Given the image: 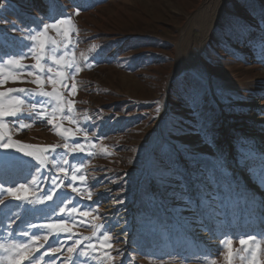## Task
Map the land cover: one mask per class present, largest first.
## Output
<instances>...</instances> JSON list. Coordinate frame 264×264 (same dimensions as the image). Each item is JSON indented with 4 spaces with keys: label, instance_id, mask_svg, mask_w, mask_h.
Instances as JSON below:
<instances>
[{
    "label": "rangeland",
    "instance_id": "obj_1",
    "mask_svg": "<svg viewBox=\"0 0 264 264\" xmlns=\"http://www.w3.org/2000/svg\"><path fill=\"white\" fill-rule=\"evenodd\" d=\"M63 17H70L77 29L73 51L82 65L74 77L77 94L64 95L75 100L77 119L92 117L83 126L95 145L91 155L67 158L73 165L83 163L86 184L76 186L90 189L93 198L65 186L42 204L10 201L20 206L8 213L0 209V244L26 240L18 234L21 230L37 231L27 229L28 222L43 225L61 215L67 219L59 209L74 205L87 206L99 217L83 224L85 218L76 217L74 232L81 238L92 236V225L101 224L114 238L112 261L101 252L73 256L74 264H225L228 239L233 264H248L250 250L239 244L248 235L261 245L257 259L264 264V204L247 185L264 189V0H0L4 75L13 67L5 62L32 46L22 39L29 30ZM208 27L202 42V30ZM48 36L62 39L54 29ZM93 45L99 47L91 51ZM22 63H34L31 54ZM22 79L26 82L7 80L0 91L36 88L31 77ZM17 95L25 100L21 120L31 126L17 131L21 120L7 118L12 138L26 144L63 143L46 120L29 115L32 104L38 112L42 101H51ZM201 125L210 136L193 130ZM233 158L251 164L247 178L233 174ZM50 171L51 165L43 173ZM33 175H39L35 168L26 167L21 179L15 165L0 160V182L9 181L5 186L29 183ZM50 187L44 180L36 194ZM12 212L20 219L9 229L6 216ZM7 255L0 250V258ZM57 255V264H65L66 249Z\"/></svg>",
    "mask_w": 264,
    "mask_h": 264
},
{
    "label": "snow or ice",
    "instance_id": "obj_2",
    "mask_svg": "<svg viewBox=\"0 0 264 264\" xmlns=\"http://www.w3.org/2000/svg\"><path fill=\"white\" fill-rule=\"evenodd\" d=\"M42 29L29 30L22 39L32 41V46L28 49V53L21 52L18 56L10 58L5 63L13 66L12 71L7 76L4 75L3 68H0V85L6 83L7 80L12 82H26L22 76L26 74L31 77V83L36 85L35 89L26 88H7L0 91V149L5 150L3 155H0V160L7 161L16 166L20 172V178L23 179V169L26 167L35 168V172L39 175H33L32 181L29 183H14V186H5L9 181L0 182V209L5 213L11 212L13 207L18 208L20 205H13L10 201H27L31 204L44 203L53 199L52 193L59 195L56 191L62 187H68L72 192L78 195L85 196L91 201L93 193L87 187L79 189L76 184H86L85 175L81 174L84 167L83 163L70 164L68 156H75L77 154L91 155L90 149L95 147L90 139V129L83 126L87 120L92 117H85V121L81 122L73 113L76 111L75 100L66 99L64 93L67 92L68 96L75 97L78 91V85L74 77L81 71L82 65L76 59L74 48L73 33L77 31L70 17H63L55 19L53 23H44ZM54 29L57 35L62 36L60 41L50 39L48 30ZM16 30L15 28L13 29ZM0 36V40H3ZM62 45V47H61ZM99 45H93L91 51H95ZM59 51V55H57ZM31 54L34 63L31 65L22 63ZM94 59V57H93ZM51 61V65L47 62ZM88 57L84 56V61L87 62ZM55 66V67H53ZM83 66H91L85 63ZM71 80V83H69ZM49 85L51 90H47L45 85ZM17 94H24L25 96H40L47 98L51 101L50 104L42 101L37 112V105L32 104L29 115L35 113L41 119L46 120L51 130L59 137L62 138L63 143L57 144H26L20 140L12 138V127L7 118L14 117L21 120L23 114L22 106L25 100ZM6 101V103H5ZM195 106L197 100L195 97L192 99ZM159 112V108H156ZM197 108L193 107V117L195 118ZM264 114V112H262ZM73 127H65V123ZM197 124L199 121H195ZM22 120L19 123L17 131H21L26 127H30ZM7 129V131H5ZM198 134L203 136H210V132L206 127L201 125L199 128H194ZM80 134H83L81 141ZM91 137H96V133L91 132ZM14 149L15 153H22L24 157H30V161H25L21 156L16 155L10 150ZM62 149V151H57ZM55 154V155H53ZM31 161H35L32 164ZM52 166L54 171H50L48 175H44L43 170ZM32 175L31 172L28 173ZM260 179L264 181V174H261ZM47 180L51 187L47 190H42L39 195L36 194V189L40 183ZM122 203V201H118ZM61 214H67L68 218L65 219L61 215L59 219L43 224L36 225L31 222L26 223L27 229H36L35 232L21 230L18 234L27 238L26 240L15 241L13 240L7 247L0 244V250L7 252L5 258H0V264H57L59 259L57 254H62L66 249L69 254L66 257L65 264H74L73 256L79 259L81 256H90L93 253H103V259L112 261L114 258L111 255L113 250V235L108 229H104V225H92L93 234L90 237L81 238L80 235L74 232L76 227V217L85 218L80 220V223H87L88 217L92 219H99L98 216L93 214V210L87 208H78L76 206L61 207L59 209ZM8 219V228L11 229L20 216L16 212H12L11 216H6ZM41 229H46L44 235H40ZM104 229L101 235L97 236V232ZM15 234V233H11ZM63 234V239L61 236ZM43 241V243H41ZM69 241H72L69 244ZM88 241V243H84ZM48 245L47 250L40 253L41 248ZM239 244L244 250H250L251 258L248 264H261L257 259V254L261 245L256 243V238L253 236H242L239 239ZM83 246V247H82ZM226 249L224 253L225 264H233L235 253L232 249V239H228L223 244ZM47 258V259H46ZM241 257V260H244Z\"/></svg>",
    "mask_w": 264,
    "mask_h": 264
},
{
    "label": "bare ground",
    "instance_id": "obj_3",
    "mask_svg": "<svg viewBox=\"0 0 264 264\" xmlns=\"http://www.w3.org/2000/svg\"><path fill=\"white\" fill-rule=\"evenodd\" d=\"M211 27H208V28H206V29H203L202 30V38H203V40H202V42H204L205 41V39L207 38V36H208V33H209V29H210ZM239 160V161H238ZM242 159H232L231 161H230V167L232 168V172H233V174L238 178V177H240L241 176V178H247V175H245V171H246V169L249 167V166H251V164H249L248 162H246V161H244V160H242ZM236 161V162H235ZM245 164V165H244ZM244 174V175H243ZM247 185H248V187L250 188V189H252V191H253V193L254 194H257L258 196H260L261 198H262V202H263V204H264V189H262V187H258L256 184H252V183H247ZM212 188V187H211ZM211 190V189H210ZM263 210H264V206H263ZM262 223H264V219H263V222ZM188 228V227H187ZM187 230V229H186Z\"/></svg>",
    "mask_w": 264,
    "mask_h": 264
},
{
    "label": "trees",
    "instance_id": "obj_4",
    "mask_svg": "<svg viewBox=\"0 0 264 264\" xmlns=\"http://www.w3.org/2000/svg\"><path fill=\"white\" fill-rule=\"evenodd\" d=\"M224 171H225V170H224ZM224 174H226V177H225V178H226L227 180H230V179H229V176H228V174H227V172H224ZM228 184H229V182H228Z\"/></svg>",
    "mask_w": 264,
    "mask_h": 264
}]
</instances>
